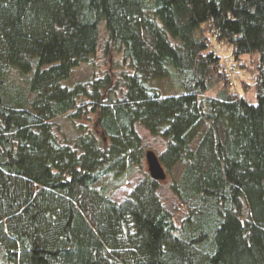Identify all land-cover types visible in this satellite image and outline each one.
Instances as JSON below:
<instances>
[{"label": "trees", "instance_id": "16d2710c", "mask_svg": "<svg viewBox=\"0 0 264 264\" xmlns=\"http://www.w3.org/2000/svg\"><path fill=\"white\" fill-rule=\"evenodd\" d=\"M217 43L258 53L255 102ZM101 47L117 64L68 83ZM139 125L182 166L178 216L149 172L113 197ZM0 262L264 264V0H0Z\"/></svg>", "mask_w": 264, "mask_h": 264}, {"label": "rangeland", "instance_id": "374dc122", "mask_svg": "<svg viewBox=\"0 0 264 264\" xmlns=\"http://www.w3.org/2000/svg\"><path fill=\"white\" fill-rule=\"evenodd\" d=\"M217 51L225 56L226 59L231 63V51L228 45L225 44H216ZM92 61L88 63L81 64L75 71L72 73V76L68 83L72 84L79 80H86L89 79L94 73L100 71H104L109 69L110 67H114L118 61L119 56L115 55V58H111L110 56L106 55L102 50V47L99 48L94 56H92ZM115 60V61H114ZM259 60L258 53L254 54H242L239 57V64L237 66V72L240 74V78L236 80V78L230 79L233 82L234 87L240 91L246 93L247 98L250 101L255 102V89L253 85V75L257 68V63ZM115 64V65H114ZM119 68V67H118ZM247 82V90L245 91L243 88V82ZM162 89L166 91H175L178 86L176 85V81L174 78H169L167 80H160L157 82ZM84 122H88L86 119L83 120ZM57 122L60 124L61 129L63 132L68 134H75V130L72 126L70 119L66 117H60L57 119ZM90 123V122H88ZM139 132L144 138L145 144L148 150H153L156 153L160 152L165 147L166 138L161 136H154L152 135L144 126H138ZM196 145V142L193 144ZM182 169L181 165H176L171 173H169L165 180L161 182L160 193L167 205L173 210L176 216H178L182 212V208L180 203L176 199L172 189H171V182L173 179L177 178L180 171ZM145 172H148V166L144 167L143 172H139L132 177L126 179L122 187L117 189L113 195L114 199L117 201H122L126 195L132 190V188L136 185L138 181H140L144 176ZM1 264V262H0Z\"/></svg>", "mask_w": 264, "mask_h": 264}, {"label": "water", "instance_id": "95a60500", "mask_svg": "<svg viewBox=\"0 0 264 264\" xmlns=\"http://www.w3.org/2000/svg\"><path fill=\"white\" fill-rule=\"evenodd\" d=\"M145 156L150 176L157 181L165 180L167 173L162 166L157 153L153 150H148Z\"/></svg>", "mask_w": 264, "mask_h": 264}, {"label": "built area", "instance_id": "2783aa9c", "mask_svg": "<svg viewBox=\"0 0 264 264\" xmlns=\"http://www.w3.org/2000/svg\"><path fill=\"white\" fill-rule=\"evenodd\" d=\"M225 65L228 67L229 76H231L232 79L236 78L237 80L240 78V74L236 70H234V68H232V62L231 63L229 61L225 62Z\"/></svg>", "mask_w": 264, "mask_h": 264}]
</instances>
